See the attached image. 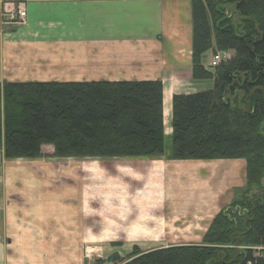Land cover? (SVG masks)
Instances as JSON below:
<instances>
[{"label":"trees","instance_id":"1","mask_svg":"<svg viewBox=\"0 0 264 264\" xmlns=\"http://www.w3.org/2000/svg\"><path fill=\"white\" fill-rule=\"evenodd\" d=\"M214 51L229 57L204 65ZM192 78L212 86L172 95L168 154L161 80L3 81V156L38 159L49 146L57 159H243L241 194L200 244H134L120 263L264 264V0H192Z\"/></svg>","mask_w":264,"mask_h":264},{"label":"crops","instance_id":"2","mask_svg":"<svg viewBox=\"0 0 264 264\" xmlns=\"http://www.w3.org/2000/svg\"><path fill=\"white\" fill-rule=\"evenodd\" d=\"M17 7L25 17L8 21L5 13ZM122 80H161L164 119L170 118L173 94L211 88V80L192 78V0H0V86L3 81ZM170 133L168 124L165 138ZM1 158L0 150V264H6L11 226L29 216L25 201L16 200L25 183L8 179V173L22 180L26 174L5 170ZM245 166L243 159H141L132 167L145 179L132 209L135 218L125 223L136 224L140 236L179 241L170 245L200 244L215 215L241 194ZM3 182L7 193L1 191ZM40 186L36 181L31 188ZM67 205L59 222H76L80 213ZM121 208V218L131 219V208ZM51 212L57 216L58 208Z\"/></svg>","mask_w":264,"mask_h":264},{"label":"rangeland","instance_id":"3","mask_svg":"<svg viewBox=\"0 0 264 264\" xmlns=\"http://www.w3.org/2000/svg\"><path fill=\"white\" fill-rule=\"evenodd\" d=\"M216 52L211 53V56ZM164 124H169V117L164 119ZM170 144V137L165 138V154L170 152ZM0 150L1 167L5 170L12 167L26 174L22 180V176L8 173V179L16 185L25 183L16 191L22 198L17 197L16 200L25 201L23 210L29 216L11 226V235L9 228L6 229V235L11 237L10 247L6 246V264H92L95 259L105 260L106 256L116 250L122 256L116 264H121L134 244L141 251H147L179 242L153 240L143 237L144 233L140 236L138 226L131 224L135 218L132 210L134 202L140 195L139 184H143L145 179L132 167L141 162L140 158L57 159L48 157L52 148L45 146V156L39 160L6 159L1 146ZM5 178L2 176L3 181ZM36 181L41 186L31 188ZM1 191L7 193L4 182ZM107 203L113 206L112 211L106 208ZM67 204L80 213L76 222H59L64 220L61 218L62 210ZM123 206L131 208V219L129 216L121 218ZM55 207L58 208L57 216L51 212ZM30 213L38 215V220H33ZM47 215L49 217L43 219ZM127 219L131 221L125 223Z\"/></svg>","mask_w":264,"mask_h":264},{"label":"built area","instance_id":"4","mask_svg":"<svg viewBox=\"0 0 264 264\" xmlns=\"http://www.w3.org/2000/svg\"><path fill=\"white\" fill-rule=\"evenodd\" d=\"M6 19L8 21H19L25 17V10L22 7H17L16 10L13 12L5 13ZM229 57V54L227 52L223 51H218L214 54H212L211 59H210V66H216L219 64L220 61L226 59Z\"/></svg>","mask_w":264,"mask_h":264},{"label":"water","instance_id":"5","mask_svg":"<svg viewBox=\"0 0 264 264\" xmlns=\"http://www.w3.org/2000/svg\"><path fill=\"white\" fill-rule=\"evenodd\" d=\"M122 258L121 254L119 251H114L108 256H106L105 260L107 264H116L120 259Z\"/></svg>","mask_w":264,"mask_h":264}]
</instances>
